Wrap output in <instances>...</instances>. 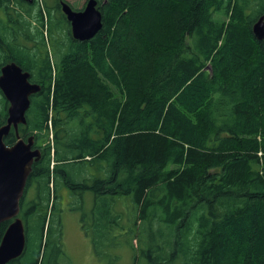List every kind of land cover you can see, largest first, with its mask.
<instances>
[{"label": "trees", "instance_id": "trees-1", "mask_svg": "<svg viewBox=\"0 0 264 264\" xmlns=\"http://www.w3.org/2000/svg\"><path fill=\"white\" fill-rule=\"evenodd\" d=\"M63 1L0 0V75L15 62L41 86L19 127L42 156L21 202L26 251L11 264H57L63 210L87 193L101 256L108 228L135 210L141 263L264 264V41L253 33L264 0H98L104 27L88 42L72 37ZM8 107L0 90V127ZM119 206L131 214L116 219ZM82 228L90 235L86 214Z\"/></svg>", "mask_w": 264, "mask_h": 264}, {"label": "water", "instance_id": "water-1", "mask_svg": "<svg viewBox=\"0 0 264 264\" xmlns=\"http://www.w3.org/2000/svg\"><path fill=\"white\" fill-rule=\"evenodd\" d=\"M34 3L35 0H24ZM108 0H104L107 3ZM61 10L71 25L72 36L80 42L92 40L104 27L103 14L98 0H87L83 10L73 9L63 1ZM258 41H264V15L253 26ZM31 74L17 63L1 67L0 90L6 98L8 119L0 127V226L10 222L0 245V264H10L26 251L27 239L23 220L19 217L21 202L26 194L27 184L34 163L42 156L35 148V138H21L19 127L27 124V113L31 108L32 96L41 86L30 82ZM15 130L17 142L8 146L5 139Z\"/></svg>", "mask_w": 264, "mask_h": 264}, {"label": "rangeland", "instance_id": "rangeland-1", "mask_svg": "<svg viewBox=\"0 0 264 264\" xmlns=\"http://www.w3.org/2000/svg\"><path fill=\"white\" fill-rule=\"evenodd\" d=\"M38 2H40L41 6L43 7V0H38ZM66 2L80 10L85 6L87 0H66ZM54 15L56 16V13H54ZM1 17L2 14L0 13V18ZM44 17L45 26L42 30L46 43L49 44V17L46 12L44 13ZM60 39L63 43H66L67 45V33L62 34ZM91 172L92 170H89V173ZM64 202L67 204V200H65ZM74 205L75 207L71 209V211L69 207L66 206L62 213L61 220L63 223L62 230L65 253L59 259L57 264H113L112 261H115L116 264H146L144 262L141 263L140 261L139 247L136 250L138 246V240H136L138 239L136 231L135 229H132V232L130 231V223L131 220H133L135 217V210L134 215H130L131 210L129 208H127L126 206H119L117 210V215L114 217L117 219L118 215L122 213L126 216L130 215V220L129 223L127 220L122 223L120 221V218L118 217V220H116V222L118 223V227H116L114 224L113 229L109 230L108 228L107 239L105 241V245L107 246L108 251V257H105L101 256L103 254V249L100 246L96 248L95 241L93 238L94 234L92 233L94 230V223L91 215V212L94 208L93 194L87 193L86 197L83 200L80 198V196H76L74 200ZM83 214L87 215V220L91 225L90 235H86L83 231ZM123 226H127L126 231L121 228ZM113 237H116L114 242L110 241V239H112ZM132 240L133 245L136 248L132 246Z\"/></svg>", "mask_w": 264, "mask_h": 264}, {"label": "flooded vegetation", "instance_id": "flooded-vegetation-1", "mask_svg": "<svg viewBox=\"0 0 264 264\" xmlns=\"http://www.w3.org/2000/svg\"><path fill=\"white\" fill-rule=\"evenodd\" d=\"M20 66V65H19ZM21 67V66H20ZM22 68V67H21Z\"/></svg>", "mask_w": 264, "mask_h": 264}, {"label": "bare ground", "instance_id": "bare-ground-1", "mask_svg": "<svg viewBox=\"0 0 264 264\" xmlns=\"http://www.w3.org/2000/svg\"><path fill=\"white\" fill-rule=\"evenodd\" d=\"M96 37V36H95Z\"/></svg>", "mask_w": 264, "mask_h": 264}]
</instances>
